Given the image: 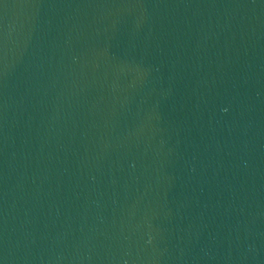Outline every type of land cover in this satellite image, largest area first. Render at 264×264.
<instances>
[{
  "label": "water",
  "instance_id": "1",
  "mask_svg": "<svg viewBox=\"0 0 264 264\" xmlns=\"http://www.w3.org/2000/svg\"><path fill=\"white\" fill-rule=\"evenodd\" d=\"M0 264H264V0H0Z\"/></svg>",
  "mask_w": 264,
  "mask_h": 264
}]
</instances>
